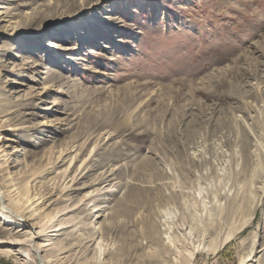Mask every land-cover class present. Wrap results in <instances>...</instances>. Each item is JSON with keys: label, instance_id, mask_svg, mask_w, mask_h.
<instances>
[{"label": "rangeland", "instance_id": "1", "mask_svg": "<svg viewBox=\"0 0 264 264\" xmlns=\"http://www.w3.org/2000/svg\"><path fill=\"white\" fill-rule=\"evenodd\" d=\"M0 8V264H264V0Z\"/></svg>", "mask_w": 264, "mask_h": 264}, {"label": "bare ground", "instance_id": "2", "mask_svg": "<svg viewBox=\"0 0 264 264\" xmlns=\"http://www.w3.org/2000/svg\"><path fill=\"white\" fill-rule=\"evenodd\" d=\"M0 1H2V0H0ZM0 18H1V15H0ZM32 63H33V61L31 60V58L30 57H27L26 61L24 62V65H27V64H30L31 65ZM32 67L33 66H31L30 68H32ZM26 69H29V68H26ZM64 185H65V183H64ZM62 191L64 192V194H67L68 192H70V190L66 188V185L64 186V189ZM92 195L93 194H91V192H89V194H88V196H86V198H88V197H90ZM1 196H3L2 193H0V199H1L0 200V204L2 205V204H4L5 199L2 198ZM42 202H45V200L42 201ZM42 202L37 203V204L38 205L39 204L41 205ZM53 204H54V202H53ZM6 209L9 210L6 213L9 214V215H12V214L15 215V218H17L18 221H20V220L26 221L18 213L15 214L14 211H11L7 207H6ZM71 212H72V210H70L68 208L59 209V211L57 212V214L55 215V217L49 218L51 216H49L47 214V215H45L44 218L41 219V221L38 223V226H36V227L35 226L34 227L32 226V228H31L32 239H31V242L28 245V247H29L30 251L33 252V255L35 256V259L37 260V262L39 264H53L54 261L53 262L50 261L47 258L48 257L47 255L43 256L42 254L44 252H51V251H53V247H52L53 246V243H50V241L53 238H60V237H63L64 238L66 236H69L70 228L73 227V222L70 221V218H68L69 220H64V219ZM33 217H38V214H34ZM18 232H19V230H18ZM16 244H19V243H16ZM101 245H102V241L100 240L97 243V248L98 249L101 248ZM213 249L212 250L209 249L208 251H214L215 249L214 250ZM198 251H199V248L197 247L195 250H193L192 252H189L186 255L187 256L186 259L190 262V264L194 260L195 254ZM252 254H253V252H250V254H249L248 257H242L241 260H240V264H253V263H257L256 260L250 259V257L252 256ZM55 256L56 255H53L52 258L55 257ZM18 260L20 261L21 259H18ZM24 264H27V261H25Z\"/></svg>", "mask_w": 264, "mask_h": 264}]
</instances>
